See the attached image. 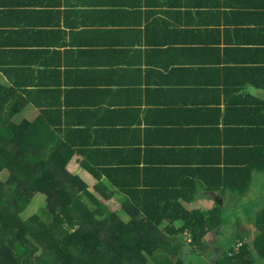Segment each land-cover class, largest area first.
I'll list each match as a JSON object with an SVG mask.
<instances>
[{"label": "crops", "instance_id": "1", "mask_svg": "<svg viewBox=\"0 0 264 264\" xmlns=\"http://www.w3.org/2000/svg\"><path fill=\"white\" fill-rule=\"evenodd\" d=\"M190 1L208 8L201 14L190 10V18L170 24L187 42L202 45L191 48L193 61L185 74L177 62H169L159 31L149 28L157 18L149 14L146 0H0V66L5 67L0 68V86L15 101L16 123L40 115L32 102L34 91L44 103L101 106L96 113L117 117L122 134L116 147L129 154L142 151L141 167L154 169L150 179L155 192L197 194L180 206L181 212L210 210L240 196L245 206L237 215L234 238L220 239L218 230L205 237L215 246L216 259L221 247L247 243L241 264H264L259 223L264 169L255 167L241 191L194 185L197 176H244L241 166H235L238 172L228 171L227 162L250 159L240 145L264 143V0ZM124 4L126 15L116 16ZM159 16L172 20L163 11ZM117 22L124 25L118 28ZM117 104L138 105L139 113ZM233 142L238 146L229 153ZM77 160L73 155L67 170L89 178L95 189L98 174ZM244 194L259 196L246 202ZM188 217L181 214L176 228ZM186 233L190 242L192 232Z\"/></svg>", "mask_w": 264, "mask_h": 264}, {"label": "trees", "instance_id": "2", "mask_svg": "<svg viewBox=\"0 0 264 264\" xmlns=\"http://www.w3.org/2000/svg\"><path fill=\"white\" fill-rule=\"evenodd\" d=\"M126 6H121L123 8L115 12L116 16H125L129 9ZM146 6L149 14L157 18L148 26L162 35V46H168L165 54L169 62H177L182 72L188 73L194 53L191 48L202 45L187 42L170 24L190 18L193 15L190 10L201 14L208 5L190 0H146ZM162 11L172 20L161 19ZM148 43L154 44L151 39ZM14 84L22 87L23 93L28 91L25 85ZM5 91V87L0 86V172L8 170L11 173L7 179H0V264L243 263L242 255L249 251L247 243L233 244L226 249L221 247L216 259L212 254L215 246L205 237L222 223L218 219L220 214L217 215L221 205L210 210L181 212L180 206L195 200L197 194L155 192L153 179H150L154 169L141 167L142 151L135 149L129 154L116 147L120 144L117 137L122 134V123L117 117L113 119L96 113L101 106L44 103L37 100L38 91H34L32 102L41 109L40 115L32 122L16 123L12 111L15 101L6 98ZM117 105L139 113L138 105ZM80 111L82 113H77ZM243 122L252 123L250 126L253 127L261 126V122L255 120ZM96 125L99 129H94ZM237 146L233 142L228 152ZM238 148L252 156L242 162H227V168L238 172L235 166H241L238 168L245 171L244 176H229L228 179L197 176L194 185L210 190L241 191L250 182L255 167L264 169V143L256 140ZM73 155H78L80 167L94 169L98 174L95 190L84 187L80 193L77 184L82 181L77 175L67 173ZM59 172H65L66 179L59 181L65 183L64 191L70 199L65 203L59 199L53 204L49 202L44 212L49 213L50 221L39 214L24 219L22 213L32 204L33 198L23 188H32V194L36 195L40 183ZM184 213L189 215L184 222L195 218L197 224L187 226L185 223L176 228L175 221ZM3 214L6 222L10 218L14 220L6 232L1 229ZM124 215L130 219L126 221ZM259 223L264 231V214ZM187 231L192 232L190 242L186 239ZM179 235L183 239H177Z\"/></svg>", "mask_w": 264, "mask_h": 264}, {"label": "rangeland", "instance_id": "3", "mask_svg": "<svg viewBox=\"0 0 264 264\" xmlns=\"http://www.w3.org/2000/svg\"><path fill=\"white\" fill-rule=\"evenodd\" d=\"M10 171L5 170L3 172H0V179H7L10 176ZM67 173L72 174L73 172L71 171H67ZM64 176V177H63ZM65 172H59V173H54L53 175H51L49 177V179H47L45 182H41L39 185V193H37L36 195H33L31 191L32 188L30 187H24L23 190L24 192L29 195L32 196L33 198V202L32 204L27 208V210L25 212L22 213V217L25 218H30L35 214H39L41 216L44 217V219L46 221H50L51 216L49 215V213H45L44 209H48V204L50 202V204H53V202H55V199H59V201L61 203H65L66 200H68L69 194L67 192L64 191L65 189V183L60 182L59 180H65ZM80 182L79 184H77V188L79 190L80 193L83 192V188L84 187H89V190H95L93 189V185H92V181L89 178H80ZM54 192H51L53 191ZM259 195H247L244 194L243 197H245L246 199H242L243 201L246 202H250L251 200H253L254 198L258 197ZM240 196H238V201H234L233 198H230L228 202L225 203L224 206L220 207L221 209L218 210V214H220V219L222 222L219 226L216 227L215 230H218L219 233V237L220 239H225L228 237V240L231 238H234V230L237 227V223H238V217L237 215H241L242 210H244V206L243 204H241V200ZM56 210L52 209V212L55 213ZM41 212H43V215L40 214ZM250 212V211H249ZM190 219V218H189ZM6 218L4 217L3 214V218L1 220V225H2V230H4V232H6L8 230V228L10 227V224L14 221L13 218H10L8 222H6ZM205 223V221H203ZM187 224V226L190 225H196L197 222L195 221V218H192L190 220H187L185 222ZM184 223V224H185ZM220 228H222L221 230H219ZM180 234H182V231L180 229ZM177 239H183V236H180ZM165 242V241H164ZM172 241H168L167 243H171ZM162 256V254L160 255ZM200 261H202V259H199ZM160 261H164V260H160ZM174 260H172L171 262H173ZM158 264H161L158 263Z\"/></svg>", "mask_w": 264, "mask_h": 264}]
</instances>
